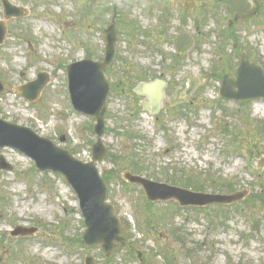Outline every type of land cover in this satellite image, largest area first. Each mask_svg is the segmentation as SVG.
I'll use <instances>...</instances> for the list:
<instances>
[{
	"label": "rangeland",
	"instance_id": "rangeland-1",
	"mask_svg": "<svg viewBox=\"0 0 264 264\" xmlns=\"http://www.w3.org/2000/svg\"><path fill=\"white\" fill-rule=\"evenodd\" d=\"M141 1L9 0L27 16L5 21L0 118L30 128L84 161L96 141L94 119L71 107L66 67L103 57L104 30L117 8L116 59L106 78L113 86L121 81L126 92L117 95L115 87L107 101L103 144L108 153L97 166L126 245L115 246L109 256L99 245H84L78 200L65 180L37 172L31 159L1 148L0 157L12 169L0 171V264H84L87 255L94 264H264V100L242 104L218 97L221 75H234L238 66L231 44L224 52L226 41L218 34L217 25L224 28L228 21L210 17L201 23L206 37H198L200 44L180 68L171 69L169 47H163L165 63L155 67L140 46ZM236 29L240 53L264 68V15ZM155 60L160 63V57ZM140 71L149 79L164 73L162 79L174 84L170 93L183 75L197 78L192 104L176 111L163 107L150 116L132 92L142 83ZM38 74L48 81L35 102L14 94ZM125 171L160 183L187 176L195 190L218 195L246 190L249 196L230 206L195 209L175 202L149 204L140 187L120 182ZM18 227L37 231L12 236Z\"/></svg>",
	"mask_w": 264,
	"mask_h": 264
},
{
	"label": "water",
	"instance_id": "water-1",
	"mask_svg": "<svg viewBox=\"0 0 264 264\" xmlns=\"http://www.w3.org/2000/svg\"><path fill=\"white\" fill-rule=\"evenodd\" d=\"M252 0H230V5L236 14L235 20L247 19L256 14L258 3ZM4 21H0V44L3 43L6 34L5 21L11 18L24 17L27 11L21 7H15L9 0H0ZM185 37V38H184ZM105 57L103 62L94 63L90 60L73 63L67 67L68 89L73 108L86 116L95 118L93 132L97 141L92 146V161L83 163L66 150L56 147L49 139L35 134L32 130L14 123L0 119V148L10 147L20 151L31 158L36 167L41 171H51L63 175L79 199V206L84 218L86 229L83 234V242L89 247L101 245L108 254L115 243L124 245L120 220L114 214L113 206L106 203V187L101 180L95 163L101 161L106 154V149L101 142L105 131L104 112L109 86L104 73L113 61L117 32L115 24H111L105 31ZM192 44L190 38L181 36L177 39L178 52L183 53ZM184 47L183 49L181 47ZM239 68L236 81L224 78L220 89V97L244 101L249 99L264 98V70L259 63L250 64L245 57H239ZM48 78L39 74L37 80L15 88L14 93L23 97L30 103L36 101ZM185 81L182 82V86ZM188 95L196 86V80L190 81ZM164 83L155 81L143 84L136 89L137 94L146 96L149 106L156 113L164 98ZM233 87L237 91H233ZM3 86L0 84V93ZM176 96L171 98V104L180 101ZM179 99V100H178ZM183 101H186L184 99ZM147 109V108H145ZM264 162V159H262ZM11 167L3 158H0V170ZM123 178L134 185H139L149 202L176 200L181 206L203 207L210 204L230 205L243 200L247 192L242 191L228 196L194 193L185 189L172 187L166 184L156 183L145 178L134 176L126 172ZM20 230L15 233H30ZM85 264H94L92 256H87Z\"/></svg>",
	"mask_w": 264,
	"mask_h": 264
},
{
	"label": "flooded vegetation",
	"instance_id": "flooded-vegetation-1",
	"mask_svg": "<svg viewBox=\"0 0 264 264\" xmlns=\"http://www.w3.org/2000/svg\"><path fill=\"white\" fill-rule=\"evenodd\" d=\"M259 2L260 10L257 16L252 17L250 20L246 21H235V14L232 12L229 6V0H143L140 3V12L143 21L140 22V46L142 47L143 51L147 53L144 59L148 60L149 63L157 66H162L166 60L165 56L162 57L166 48L169 47L170 51L173 52V56L171 57L172 65L171 69L176 70L181 67L184 58H188L190 51L195 49L197 45H199L198 37H203L205 35L204 32L201 30V23L206 22L210 17L218 19L220 22L228 21V27H220L218 26L219 33L222 36V39L225 41V37L229 42L237 37V27L241 24L249 23L254 21L257 18H260L264 15V0H256ZM254 4V2H251ZM98 11H96L97 13ZM225 17H222L221 14L225 13ZM113 15V10H112ZM196 17V21H194ZM154 21V23H153ZM149 23V24H148ZM193 25V26H188ZM198 25V26H197ZM186 36L189 38L191 36L193 38V48L189 51H184V53L179 54L176 43L179 36ZM206 37V35H205ZM185 38V37H184ZM184 48L183 46L181 47ZM232 56H236L232 54ZM160 57V63H155V59ZM103 60V57L93 58V61L100 62ZM190 61V60H189ZM189 62L186 63L185 68L188 69ZM110 68V67H109ZM108 68V70H109ZM170 69V70H171ZM172 71V70H171ZM109 73V71H107ZM106 73V75L108 74ZM140 77L145 78L141 79L142 83H146L155 79L163 80L162 77L164 73H159L156 77L149 79L142 71H140ZM234 77V75H231ZM190 77L185 74L183 75L176 83L174 90L170 93V88L174 86L171 83V80L168 81L163 80L166 83L164 88L165 93V101H163V107H168L171 111H176L178 108L181 107V110L188 108L189 105L192 104V95L190 98L186 97V92L188 91L190 84L189 79ZM182 80L188 81L185 88H183L180 82ZM118 86H113L111 84V94L115 87L120 88L121 95L125 94V88L122 86V82ZM116 90V88H115ZM114 90V92H115ZM180 90L179 99L184 100L186 99L185 103H179L173 107H171L170 102L168 100L169 96H172L177 91ZM138 101L140 105L143 106V102H146L145 97H139ZM167 98V99H166ZM184 106V107H183Z\"/></svg>",
	"mask_w": 264,
	"mask_h": 264
},
{
	"label": "trees",
	"instance_id": "trees-1",
	"mask_svg": "<svg viewBox=\"0 0 264 264\" xmlns=\"http://www.w3.org/2000/svg\"><path fill=\"white\" fill-rule=\"evenodd\" d=\"M114 167H118V164H114ZM172 180H168L169 182H171L172 184H175L177 183V181L175 180V178L173 177H170ZM182 178V177H181ZM186 180L185 181H182V179L179 180V183H181L182 186L184 187H188V188H191L192 186L191 185H194L192 182H190V178L186 176ZM191 184V185H190ZM193 190H195L193 187H192ZM231 189V188H230ZM201 189H198V191H200ZM233 190V189H232ZM231 191V190H230ZM261 199H263L262 196H259L258 197V200L260 201Z\"/></svg>",
	"mask_w": 264,
	"mask_h": 264
}]
</instances>
